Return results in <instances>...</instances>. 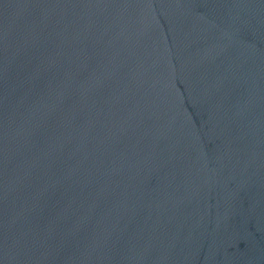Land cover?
I'll return each mask as SVG.
<instances>
[{
  "label": "water",
  "instance_id": "1",
  "mask_svg": "<svg viewBox=\"0 0 264 264\" xmlns=\"http://www.w3.org/2000/svg\"><path fill=\"white\" fill-rule=\"evenodd\" d=\"M0 264H264V0H0Z\"/></svg>",
  "mask_w": 264,
  "mask_h": 264
}]
</instances>
